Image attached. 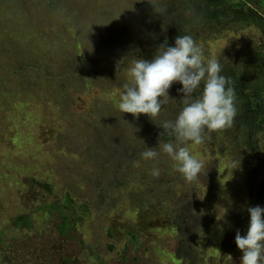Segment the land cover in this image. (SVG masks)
<instances>
[{
    "label": "rangeland",
    "instance_id": "rangeland-1",
    "mask_svg": "<svg viewBox=\"0 0 264 264\" xmlns=\"http://www.w3.org/2000/svg\"><path fill=\"white\" fill-rule=\"evenodd\" d=\"M98 1L103 0H95V3ZM111 1L104 0V3L109 5ZM255 3L264 12V3L258 0ZM25 7L34 17L31 20L41 23L39 31H43L44 41L53 47L55 43L61 44L56 49L59 51L56 56L61 53L69 56L70 63L65 65L64 71L76 74L75 77L71 74V78L76 84L77 102L89 98L96 105L90 108L92 111L89 110L91 113L86 120L82 116L88 111H81V106L73 113L76 124L72 123L70 131L80 127L81 140L61 137L58 123L66 124L68 120L49 117L41 123L35 119L29 121L30 128L28 125L23 129L16 128L13 139L16 138L18 145L11 149L0 148V264H175L167 253L179 257L184 254V248L190 249L192 245V241L186 243L175 237L178 221L182 226H190L199 220L194 223L199 227L197 234L204 232L209 222L215 224L217 230H225L221 224L225 223L223 217L228 208L239 210L240 206L247 212L250 204L255 203L253 179L248 178L241 159L229 156L228 142H222L221 147L212 139L200 145L189 142L186 146L204 168L196 180L188 182L160 148L163 143L170 142L159 127L160 122L155 127L134 116L131 120L121 117L124 113L118 105L123 85L130 81L128 70L132 63L127 64L133 57L122 61L120 56L118 62L112 59L115 52L112 45L118 43L122 33L114 40L112 36L123 32L129 23L124 12L127 15L132 12L126 5H121L115 12H105L89 8L81 0H72L69 9L72 11L76 7L77 14L71 21L53 10L48 16L44 0H27ZM156 14L160 22L159 9ZM158 19L154 24L158 25ZM69 22L73 23L74 29L70 28ZM246 37L245 32L226 34V41L215 45L207 43V37H204L197 44L210 59L217 58L221 48ZM74 39L87 43L80 57L81 50L75 49L72 53L68 49L67 44ZM82 56L86 60H82ZM88 66L92 67L93 73L90 71L86 80L82 70ZM100 115L102 121L98 119ZM106 117H115L118 121L110 122ZM100 123L109 125L105 133L109 134L111 130L112 138L95 137L100 133ZM23 130L26 133H22ZM93 133L92 142L90 136ZM147 147H153L159 156L144 160L140 154ZM57 155L64 156L67 161L73 160L59 165L58 169L53 165ZM244 157L246 159L247 155ZM80 159L85 164H78ZM254 160L259 169L264 168V152L259 160L251 158L249 161ZM154 168L159 170L158 177L152 175ZM256 171L260 170L256 168ZM263 175L261 172L260 180L259 177L254 179L253 186ZM59 208L70 216L71 223L82 225V233L72 235L64 231L65 236L59 235L62 220ZM138 209L146 210L142 213V221L141 215L136 213ZM176 212H181L188 223L177 218L179 213ZM205 213L211 218L209 222L204 218ZM168 216L174 220H171L172 226L164 221ZM26 217L32 220V229L15 226V219ZM115 226L130 232L127 239L140 242V246L125 241L124 235L113 234ZM83 243L91 244L94 250ZM212 246L215 249L211 242L202 241V246L192 254L191 263H202L203 250ZM216 253L218 256L219 251ZM180 264L184 262L181 260Z\"/></svg>",
    "mask_w": 264,
    "mask_h": 264
},
{
    "label": "trees",
    "instance_id": "trees-1",
    "mask_svg": "<svg viewBox=\"0 0 264 264\" xmlns=\"http://www.w3.org/2000/svg\"><path fill=\"white\" fill-rule=\"evenodd\" d=\"M149 1H152V4H149ZM258 1L264 3V0ZM71 2L72 0H44V8L48 10V16L52 15L53 10L71 21L77 14L76 7L72 11L69 9ZM81 2L89 8L105 12H115L121 5H126L128 11L132 12L130 15L124 12L129 18V23L123 32L112 36L114 40L116 35L122 33L118 43L112 45L115 51L112 59L118 62L120 56L122 61L133 57L128 60L127 65H130L134 58L153 59L161 44L166 42L167 46H175V39L180 35H191L197 43L198 40L207 37L206 42H212L214 45L226 41V34L235 35L245 32L248 35L231 46L221 48L218 52L217 59L223 69L221 74L230 78L231 86L235 90L237 115L232 127L208 135L220 147L222 142H228L229 156L243 161L248 178L253 179L252 192L255 194L253 201L255 203L250 205L256 206L257 202L264 207V175L261 181L253 186L255 178L259 177L260 180V173L264 172V168L259 169L255 160L249 161L251 158L259 160L264 152V12L255 0H112L109 5L104 3V0L96 3L95 0H81ZM26 3L27 0H0V148L4 149L18 145L16 138L13 139L16 128L23 129L26 125L30 128L29 121L35 119L34 121L40 122L49 117L67 119L70 122V125L67 124L68 122L58 123L62 132L61 137L81 140L83 132L80 127L77 126L74 131H70L72 123L76 124L72 117L73 113L75 114V110H79L81 106V111H88L82 116L83 120H86L91 113L89 110L92 111L90 108L96 105L89 98H82L85 102L80 99L77 102V97L74 95L76 84L71 78V74L73 77L76 74L64 71L70 63L69 56L66 53H61L62 58H60L61 54L56 56L55 53L59 52L56 49L61 44H53L55 48L44 41L45 35L43 31H39L42 25L31 20L34 17L28 13ZM158 9L162 17L160 22L156 14ZM37 10L40 9L37 7ZM64 11L69 13L65 14ZM157 19L158 25L154 24ZM69 26L74 29L72 22H69ZM201 31L205 34H200ZM258 33L259 37H257ZM253 34L257 35L253 36ZM67 45L72 53L75 49L81 50L80 57L87 43L74 39ZM60 51H62L61 47ZM84 58L85 56H82L81 59L86 60ZM204 58L205 61L208 60L207 57ZM91 68L88 66L82 70L86 80ZM181 88L182 85L178 82L172 85L169 89L171 99L162 106L159 116L154 121L145 114L136 118L143 119V123L155 127L158 122L162 125L166 120H175L183 107L182 93L179 91ZM202 90L203 83L197 94ZM88 101L90 103H87ZM51 114L55 115L52 117ZM122 115L123 119L130 120L133 116L127 113ZM106 118L110 122L118 121L115 117ZM98 119L102 121V115ZM112 126L113 124L110 127ZM108 127L106 123H100L98 127L100 133L95 137L100 135L107 139L112 138L111 130L109 134L105 133ZM22 133L26 132L23 130ZM163 133L168 141L175 143L173 136L167 132ZM93 135L94 133L90 136L92 142ZM8 143L9 145H6ZM66 154L74 156L73 153ZM71 160L73 159L67 161L64 156L57 155L53 165L58 168L59 165L68 164ZM78 164L85 163L80 159ZM256 168L260 171L257 172ZM59 173L61 175V171ZM247 183L248 179L246 186ZM233 215V212L228 213V218L230 222L233 220L235 225ZM248 215L245 211V217L249 219ZM14 224L16 227L20 225L28 229L33 227L28 217L17 218ZM1 235L0 233V238ZM83 244L92 248L91 244Z\"/></svg>",
    "mask_w": 264,
    "mask_h": 264
},
{
    "label": "clouds",
    "instance_id": "clouds-1",
    "mask_svg": "<svg viewBox=\"0 0 264 264\" xmlns=\"http://www.w3.org/2000/svg\"><path fill=\"white\" fill-rule=\"evenodd\" d=\"M222 70L217 58L205 61L202 47L191 35H180L175 46L161 44L153 59H135L128 70L130 81L123 85L119 110L134 117L145 114L152 121L171 99L172 85L177 82L182 85L180 113L175 120L159 125L162 132L175 138V143L166 142L160 148L188 182L198 178L204 165L186 145L189 142L200 145L210 139L208 134L232 127L237 115L235 90L230 78L221 74ZM201 83L203 90L197 94ZM140 155L144 160H154L159 152L147 147ZM159 174L154 168L152 175ZM247 211L250 214L247 234L241 236L237 231L235 235V243L243 254L241 264H264V208L255 206Z\"/></svg>",
    "mask_w": 264,
    "mask_h": 264
},
{
    "label": "flooded vegetation",
    "instance_id": "flooded-vegetation-1",
    "mask_svg": "<svg viewBox=\"0 0 264 264\" xmlns=\"http://www.w3.org/2000/svg\"><path fill=\"white\" fill-rule=\"evenodd\" d=\"M256 206H260L261 208H264V207H262V205H259L257 202H256ZM250 207H255V206L250 205L249 208ZM238 208H239V210L238 209L232 210V209L228 208L225 216L223 217L225 223L221 224V227H223L225 230H222V229L217 230L215 227V224H212L209 222L208 219H211V218H209L208 214H206V213L203 215H204V218H207V220L209 222L208 228L200 234H197V232H196V230H198L199 227L195 226V224H194V223H198L199 220H196L190 226H188V225L182 226L180 224V221H178L177 225L175 227V237H177L181 241H185L186 243H189L190 241H192V245H191L190 249L184 248V250H185L184 254L179 255V257H177L175 253L171 254L170 252H168L167 255H169L170 258L173 259L175 264H180L181 260L184 262V264H192L191 263L192 254L195 253L197 248H200L202 246V241H208L214 245L215 249H213V246H212V248H206V250L202 249L205 253H203L201 251L202 252V263H199V264H203V263H205V264H238L241 261V257L243 254L238 249V247L235 243V235H236V232L239 231L241 236H246L245 234L247 233V230L249 227V222H250V214L248 213V211H247V213L249 214L248 215L249 219L245 217L244 208H242L240 206H238ZM54 209H56V207H54ZM58 210H59V213L61 214L60 217L62 219L60 222L61 227H60V232H59V235L61 237L65 236L64 231L66 233H69L72 235L77 234V232L82 233V225H80L79 222H75L76 225L71 223L70 216L68 214H66L63 209L59 208ZM145 211L146 210H144V209H141V210L138 209L136 212L138 215H141V217H140L141 221L143 220V217H142L143 214L142 213H144ZM230 212H233L234 215L232 217H233V219H235V222L237 225L236 224L234 225L233 220H232V222L229 221L228 213H230ZM176 217L182 218L183 216L181 215V212H180ZM160 218H164V217L160 216ZM28 219H29V223H31L32 220L30 218H28ZM182 219H184V218H182ZM171 220L174 222V220L170 217L168 219H165L164 221L166 223H170L172 226L173 222ZM185 221L188 223V220H186V219H184V221H182V222H185ZM190 221H191V219H190ZM151 224L152 223H150V225ZM17 227L23 228V226H20V225H18ZM173 227H171V228H173ZM32 228H30V229H32ZM114 230L115 231L113 232V234L119 235V236L124 235L126 237L125 241H128L131 244H135L137 246H140V242L133 243L127 239L130 237V232H127L125 229H119L116 226H115ZM200 230H203V229H200ZM136 233L139 234L140 232L138 231ZM206 233H207V235L203 236ZM223 235H226L225 241H223ZM72 239H76V238H74L72 236ZM98 240H100V238H98ZM155 247L157 249H159L158 253H161V249L158 247V245H156ZM92 250H94V249H92ZM216 251H219L218 256H217ZM197 253H199V252H197ZM162 254H164V253H162Z\"/></svg>",
    "mask_w": 264,
    "mask_h": 264
}]
</instances>
